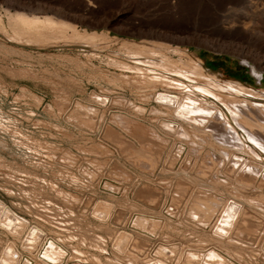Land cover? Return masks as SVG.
<instances>
[{
    "label": "rangeland",
    "instance_id": "1",
    "mask_svg": "<svg viewBox=\"0 0 264 264\" xmlns=\"http://www.w3.org/2000/svg\"><path fill=\"white\" fill-rule=\"evenodd\" d=\"M5 11L50 15L78 31L105 35L98 49H36L0 37V199L28 228L39 227L45 240H65L60 244L69 251L66 264H79L74 255H108L96 245L111 253L110 261L101 259L116 264L114 248L124 233L129 239L122 240L123 264L159 258L186 264L189 250L201 257L210 249L231 255L232 264H264L261 150L247 143L257 156L249 147L226 145L212 136V126L180 123L156 101L158 92L179 91L147 86L115 65V58L126 54L122 41L157 40L190 50L221 81L264 90V0H0L7 27ZM93 92L99 98H91ZM77 100L91 102L94 113L72 117ZM165 119L178 122L184 137L165 129ZM234 152L241 156L233 166ZM246 160L260 170L250 174L242 167ZM201 199L216 200L205 223L189 212ZM233 203L244 208L235 225L226 227L230 240L218 239L212 230ZM139 215L151 222L133 224ZM159 247L167 254L173 249L169 259L156 253Z\"/></svg>",
    "mask_w": 264,
    "mask_h": 264
},
{
    "label": "bare ground",
    "instance_id": "2",
    "mask_svg": "<svg viewBox=\"0 0 264 264\" xmlns=\"http://www.w3.org/2000/svg\"><path fill=\"white\" fill-rule=\"evenodd\" d=\"M5 12L7 18L6 23H8V26L5 27L0 17V37L2 39L8 40L9 42L18 43L20 45H28L31 48L48 49L53 46H65L68 48H72L71 46L73 47L86 46V48L90 49V47L95 46L98 49L97 47L98 40L102 37H104L103 39H105V35L101 33L89 32L86 30L78 31L74 26L68 24L69 22L66 23L63 20H57L58 18H54V16H50V15L37 16L31 14L26 15L22 12H17V11H15V13H11L9 11H5ZM113 39H111V37L109 38V40H113ZM169 39H171V41L173 40V42L176 41L175 37ZM102 43H100V45ZM104 46L106 47V45ZM100 48L101 46L99 47V50ZM120 48L126 50L125 52L126 54L122 56L118 55L119 57L115 58L116 61L115 65H118L120 69L124 68L125 71L130 72L134 76V78L137 77L140 81L142 80V82L146 83L147 86L148 84H160V85L162 84L163 86L165 85L164 87L166 88H171L174 89V91L176 92L177 91L180 92L179 95H176L173 92L171 93L168 91L158 92L156 94V98H157L156 101H159L161 104H163L168 109H170L171 115L179 119L181 121L180 123L186 122L190 125L191 124L194 126L201 125L207 128L212 126L211 128L212 136L214 134V136L220 138L219 140H222V142L225 143L226 145H231L236 147L243 145L244 147H249L250 150H252L254 153L256 152L252 148L254 146L255 147L257 146L262 152H264V90L263 89L259 88V90L255 91L245 86L239 81L229 82V81L219 80L217 77H215V73L213 71L207 69L204 66L201 59L193 56L190 50L188 51L186 48H181L177 46V44H167V43L159 42L157 40L141 41L139 43L137 41H122V45ZM174 55H176L177 57L174 58L173 57ZM112 57L114 58V56ZM257 76L258 79H261V73H258ZM127 82L128 81H126V83ZM146 85L144 87H146ZM145 96L147 97V95ZM91 98H94L95 100V98H99V97L98 94L93 92L91 94ZM90 103L91 102L83 104L81 101L77 100V102H75L74 105L72 106L74 115H73V111H71L72 115L69 114L68 117H70V115L72 117L88 116L90 115V113H94V108L91 106L92 103L91 104ZM222 123L224 124L222 125ZM161 124L164 126L165 129L175 132L174 134H177L179 136L183 135L184 137L185 131L182 130L181 128L182 126L180 127L178 122H176L175 120L165 119ZM208 130L210 131V129ZM247 143H252L253 145L251 144V146L253 147L251 148V146ZM261 151L259 152V154H261V156L264 157V153H262ZM234 153L235 154H233V156L235 155V159L231 161L233 166L240 162V156H241L240 155L241 152H234ZM225 154L227 155V153L224 152V155ZM259 154L256 153L257 156H259ZM205 163L206 161H204L203 164ZM254 164H255L254 162L250 160H246L244 161L242 167L243 169L247 168L249 173L250 172L257 173V171H259L260 169H258V167H256ZM260 166L261 165H259V168ZM202 190L200 192H202ZM197 194L201 195V193L199 192ZM202 195H204V193ZM209 195L213 196L214 194L213 195L209 194ZM175 197L177 198V196ZM203 197L205 198V196ZM176 198L172 199L173 201H175V203L176 200L179 198V195L178 198L177 199ZM213 198H217V197L213 196ZM193 199L195 198L193 197ZM197 199H199V196L197 197ZM204 200H206V198ZM192 203H194V201ZM197 203L199 204V206L197 208H193L191 207L192 206L191 205L190 206L191 208H189L190 209L189 212L192 215V217L196 218V220L205 223L206 221L209 220L210 216L213 214L215 210V208L213 209V207H216L215 206L216 200H215V204L213 203V201H211V203L214 206L212 204H206L205 202H203V199H201L200 203L199 202ZM230 203L232 204V202ZM230 207L231 206H228V208ZM242 208L244 207L241 206L239 203H233V207L230 209V211L225 215L221 214L220 219H218V221L216 220L217 224L220 223L219 222L220 220L222 223V225H220L221 223L219 225H216V227L213 228L212 230L214 232L213 234H215V236L218 239L230 238L229 236H225L224 233H226V231L228 230L227 228H230L232 224L236 222L238 216L241 214ZM242 216L247 217L249 215H244L243 213ZM138 220H142L144 224L147 223L148 221L151 222L150 219L142 215H139L137 216L133 224L138 225L136 223ZM239 220H245V219L242 218ZM202 223H200L199 226H202L201 225ZM244 223L246 222L243 221V223L241 224L244 226ZM254 224L255 222L252 223V225ZM246 226L248 227V225ZM248 228H246V231H249L247 230ZM252 230L253 228L252 229L250 228V231ZM253 231H256V229ZM44 234H45L44 231H42L39 227L28 228L27 220L16 214L6 203H4L0 199V264H66L65 259L67 254L69 256V251L67 250L66 247L60 244V242H62L64 245H66L65 240L62 239L61 241L57 242L56 240L52 239L49 241L48 237H47L48 240H45ZM128 236L125 233L122 234L120 236V240L118 239L119 240L118 246L114 248L116 250L115 252L117 253V255L113 254L112 252L114 257L116 255V259H114L116 261V264H123L120 261L121 258L123 259V255H124V245L122 243V240L124 239L126 240ZM211 237L213 238V235ZM69 238H73V236H70ZM215 241H217L216 238ZM76 242H78V239H76ZM81 243L84 245L86 244L85 241H81ZM226 246L225 248L227 249ZM78 248H75V251L78 254L83 255V251L85 250L82 249L83 251H81ZM93 248L97 249V251L101 254H103L104 253L103 251H105L106 254L108 255H103L102 257L105 259L108 256L107 260L110 261L111 253H109V250H107V248L102 247L101 245H96ZM161 249L163 248L159 247L156 250L157 251L156 253H158L159 256L160 254H163V257L169 259L170 253L173 251V249L169 250L168 253L169 255L163 252L164 249L162 251ZM235 252L237 251L232 252V254ZM228 255L227 253L225 254L220 250L210 249L209 251L207 250V252H205L200 257V253H198L197 251L189 250L187 253V257L184 258H187L186 264H232L234 259L232 260L231 255L230 256ZM92 256L93 257L91 258L85 255L84 256L85 260L81 259L80 256L78 255H74L73 257L72 256L71 257L73 258L72 260H75L74 262L76 263L78 262L79 264H111V262H107V261L105 262V260L101 259L102 257L100 258L93 254ZM127 258L126 260H129ZM124 260H122V262ZM135 261H132L131 263L137 264L138 261L137 262ZM151 264H167V262H164L162 259L159 258V261H155V263H151Z\"/></svg>",
    "mask_w": 264,
    "mask_h": 264
},
{
    "label": "water",
    "instance_id": "3",
    "mask_svg": "<svg viewBox=\"0 0 264 264\" xmlns=\"http://www.w3.org/2000/svg\"><path fill=\"white\" fill-rule=\"evenodd\" d=\"M53 50H54V48H53Z\"/></svg>",
    "mask_w": 264,
    "mask_h": 264
}]
</instances>
